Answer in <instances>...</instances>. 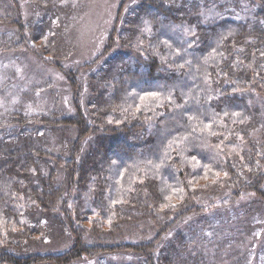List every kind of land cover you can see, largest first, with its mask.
<instances>
[{
    "label": "trees",
    "instance_id": "16d2710c",
    "mask_svg": "<svg viewBox=\"0 0 264 264\" xmlns=\"http://www.w3.org/2000/svg\"><path fill=\"white\" fill-rule=\"evenodd\" d=\"M62 1L0 13V53L27 49L67 80L42 110L0 101V264H216V231L240 217L214 197L238 184L264 218V0H122L85 59L79 2ZM238 228L215 258L264 264Z\"/></svg>",
    "mask_w": 264,
    "mask_h": 264
},
{
    "label": "rangeland",
    "instance_id": "374dc122",
    "mask_svg": "<svg viewBox=\"0 0 264 264\" xmlns=\"http://www.w3.org/2000/svg\"><path fill=\"white\" fill-rule=\"evenodd\" d=\"M74 1L79 2V5L74 14L75 17L72 23L73 37L75 38L71 37L70 41L78 43V52L76 55L80 59H85L89 56L92 57L95 55L104 46L115 14L119 9L122 0ZM5 2H7V0H5ZM5 2L0 0V13H3V9H6L7 3ZM20 2L23 5L26 16H32L34 14L35 5L31 4V0H20ZM62 2L63 4H66L64 0ZM2 29L3 28L0 27V33H3ZM18 43H21V40H19ZM29 43L34 45L32 41ZM35 45L36 48H38V43H35ZM12 46L16 48L13 50L15 52H7V54L0 53V101L4 105V110L6 111L8 109L7 107L11 106L13 103H21L22 101H27V104H30V106L36 104L35 106L38 110H42L49 105L50 107L53 106L57 97L62 95L61 85L63 87L67 86L66 77L63 74L58 73L55 67L50 64L47 65L43 60L27 53V49H19L17 45ZM21 47L23 46L21 45ZM56 83H59V85ZM54 84H56V86H54ZM64 91L66 94L67 90L64 89ZM68 102L69 99L67 97L64 98V104L67 105ZM59 136L60 135L57 134L56 138H60ZM120 150L125 151L123 147L120 148ZM169 185L174 189V193H165L167 197L183 193L181 187L172 184ZM240 187L241 186L237 184L231 189L228 195L232 196L224 194L222 198L214 197L215 200L213 199L216 203L225 201V204L227 205V208L224 211L226 214L225 219L235 214L240 217L237 222H233L231 219L223 221L221 228L216 231L215 243H217L211 247V249H213V258L216 260V264H228V259L225 254L217 256V258L215 257L216 254H219V251H223L224 249V245L220 244L218 241H221L228 233L232 234V230L229 229L231 227H238L239 225L236 237H238V239H247L246 243L240 242L238 244L240 248L246 250L247 247L248 249L254 247L255 243H253V241L255 240V237L257 239V245L255 246L256 251L264 248V218H261V216H255L256 211L254 212L248 209V203L250 204L252 202L251 198H248V196H242L235 199L233 197V194ZM173 203L176 205L178 204L177 201H174ZM254 204V206L258 207L256 202H254ZM114 217V215L110 217L106 216L102 218V220L106 225H110L114 220ZM189 220L190 222L186 223V229L189 228L190 230H193V225L198 224L195 219ZM221 221L222 218L218 219V221L216 220V223ZM242 230L245 231V234H243ZM198 233L200 234V232L197 231L195 234L196 237L199 236ZM200 244L202 245L204 242L201 241ZM65 245L66 243L62 246ZM236 248L237 247L230 246L224 251L228 252L230 249L234 251ZM110 259L113 260V258ZM120 259H122L121 256L118 260ZM254 260L256 262L258 257Z\"/></svg>",
    "mask_w": 264,
    "mask_h": 264
}]
</instances>
